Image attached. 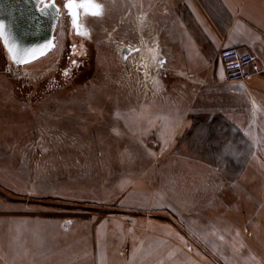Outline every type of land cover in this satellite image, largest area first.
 Segmentation results:
<instances>
[{
    "label": "rangeland",
    "instance_id": "374dc122",
    "mask_svg": "<svg viewBox=\"0 0 264 264\" xmlns=\"http://www.w3.org/2000/svg\"><path fill=\"white\" fill-rule=\"evenodd\" d=\"M99 3L103 15L88 26L90 64L70 83L59 63L65 11L56 46L37 60L16 64L0 42V153L18 197L4 205L5 264H48L49 248L82 249L92 233L80 224L86 219L192 211L222 195L250 159L264 167V110L208 80L220 50L193 56L177 42L187 7ZM152 194L168 196L171 208L149 206Z\"/></svg>",
    "mask_w": 264,
    "mask_h": 264
},
{
    "label": "crops",
    "instance_id": "0c3cea01",
    "mask_svg": "<svg viewBox=\"0 0 264 264\" xmlns=\"http://www.w3.org/2000/svg\"><path fill=\"white\" fill-rule=\"evenodd\" d=\"M175 1L187 7L190 15H183L179 26L181 35L177 42L182 48L194 56L197 54L194 50L207 47L221 50L226 45H238L251 50L264 68V0ZM214 62L217 72L209 73L208 80L227 91L237 88L240 97L254 100L264 110V71L247 82H231L226 78L221 58L216 57ZM6 171L0 153L2 264L8 256L4 227L8 208L4 205L18 200L13 190L7 188ZM151 196L149 206L171 208L168 196L158 201ZM84 221L80 224L92 231L88 234L89 242L78 251L49 248L48 264H264V167L258 159H250L223 186L222 195L208 199L192 211L126 220L112 217L97 225L88 219ZM136 222H142L143 227L137 228ZM72 225L67 232L72 230ZM121 244H127L123 251Z\"/></svg>",
    "mask_w": 264,
    "mask_h": 264
},
{
    "label": "water",
    "instance_id": "95a60500",
    "mask_svg": "<svg viewBox=\"0 0 264 264\" xmlns=\"http://www.w3.org/2000/svg\"><path fill=\"white\" fill-rule=\"evenodd\" d=\"M55 5L41 11L44 4L40 0H0V23L5 25L10 40L19 50L18 61H26L16 64L30 63L54 48L59 19V7Z\"/></svg>",
    "mask_w": 264,
    "mask_h": 264
},
{
    "label": "flooded vegetation",
    "instance_id": "af4514ba",
    "mask_svg": "<svg viewBox=\"0 0 264 264\" xmlns=\"http://www.w3.org/2000/svg\"><path fill=\"white\" fill-rule=\"evenodd\" d=\"M101 2V0H96L97 3ZM52 2V0H45V3ZM54 2L59 7V19L58 23L61 20V16L63 11L66 12V22H67V29L65 30V38H64V57L60 58L61 67L64 69V73L62 76L64 77V81L66 83L72 82L75 80L77 75L87 67V64H90V49L87 44V34L89 33L88 26L92 24V17L94 16H81V23L86 30V35L77 34L76 31L73 29L72 25V18L70 15L67 14V10L64 7L65 0H54ZM43 4V3H41ZM101 5V3H99ZM58 26V25H57ZM89 30V31H88ZM57 36L55 33V45L56 46ZM128 52V51H127ZM60 67V66H59ZM60 67V68H61ZM57 78V77H56ZM36 79V78H34ZM52 82H57L55 78H53ZM75 92H80V90L74 88ZM31 92H36L31 90Z\"/></svg>",
    "mask_w": 264,
    "mask_h": 264
},
{
    "label": "snow or ice",
    "instance_id": "6c2138e0",
    "mask_svg": "<svg viewBox=\"0 0 264 264\" xmlns=\"http://www.w3.org/2000/svg\"><path fill=\"white\" fill-rule=\"evenodd\" d=\"M41 3L44 4V8L41 11H44L47 8H55L56 5L54 0L52 3H45V0H40ZM64 7L67 10V14L72 18V25L74 31L80 35H86V30L81 23V16H94L99 17L103 15V7L96 0H65ZM59 11V9H57ZM0 42H3L7 51L9 52L11 58L14 62L18 61L19 50L12 43L9 38V35L6 31V27L3 23H0ZM50 47V46H48ZM43 54V53H41ZM18 62H26L23 60H19Z\"/></svg>",
    "mask_w": 264,
    "mask_h": 264
},
{
    "label": "built area",
    "instance_id": "2783aa9c",
    "mask_svg": "<svg viewBox=\"0 0 264 264\" xmlns=\"http://www.w3.org/2000/svg\"><path fill=\"white\" fill-rule=\"evenodd\" d=\"M226 78L231 82H247L252 76L262 73L264 68L256 55L238 45H226L220 50Z\"/></svg>",
    "mask_w": 264,
    "mask_h": 264
}]
</instances>
